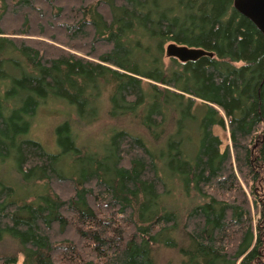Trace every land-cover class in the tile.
Segmentation results:
<instances>
[{"label":"trees","instance_id":"obj_1","mask_svg":"<svg viewBox=\"0 0 264 264\" xmlns=\"http://www.w3.org/2000/svg\"><path fill=\"white\" fill-rule=\"evenodd\" d=\"M5 239L0 264H264V37L233 0H0Z\"/></svg>","mask_w":264,"mask_h":264},{"label":"rangeland","instance_id":"obj_2","mask_svg":"<svg viewBox=\"0 0 264 264\" xmlns=\"http://www.w3.org/2000/svg\"><path fill=\"white\" fill-rule=\"evenodd\" d=\"M7 28L10 31L14 29L13 25H8ZM13 37L23 38V36H19V35L13 36ZM31 39L37 40V41H42L48 45L58 47L64 51L68 52V50L65 47H63L62 45L56 44L53 41H49V40H46V39L40 38V37H31ZM104 108L105 107L103 104L101 106L100 111L103 112ZM50 110L52 111L54 109H48L49 113L51 112ZM48 111H47V113H45L47 115H45L43 112L38 114V116L35 120V124L33 126V130L31 132V136L34 139L41 142L47 149H49L51 151H53V150L57 151V150H59V148L55 144L56 142H54L53 132L55 131V126L57 125V123L59 121H61V119L57 121L54 117L49 116ZM111 125L117 126V124L114 123V121L108 119L105 116V114L103 113L100 120L96 124H94L88 128L82 129L83 134L86 135L85 140L87 141V145L90 146L89 147L90 149H92V147H94V145L97 143V141L100 137L101 138L103 137V135L107 132L106 130ZM129 125L132 129H137L139 126V124L137 122H134V121L133 122L130 121ZM214 133L216 135H218V137L221 139L222 149L230 144L227 128L221 129V128L215 127ZM80 142L82 144L84 143L83 140L82 141L80 140ZM69 165H71V164H69ZM185 203H186V200H185ZM14 245H15L14 243L5 239L3 242L0 243V252L1 253H11L15 250ZM159 256L161 258H164V259H169L170 252L164 250L163 252L159 253ZM15 264H22V256L21 255H18L17 261Z\"/></svg>","mask_w":264,"mask_h":264},{"label":"water","instance_id":"obj_3","mask_svg":"<svg viewBox=\"0 0 264 264\" xmlns=\"http://www.w3.org/2000/svg\"><path fill=\"white\" fill-rule=\"evenodd\" d=\"M234 9L248 18L264 37V0H233ZM167 58H175L181 63L193 62L202 57H212L213 53L199 48L168 43L165 46Z\"/></svg>","mask_w":264,"mask_h":264}]
</instances>
